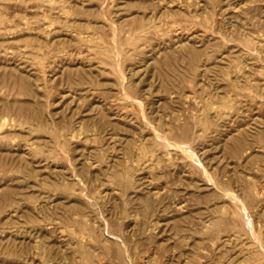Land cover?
Instances as JSON below:
<instances>
[{
    "label": "rangeland",
    "instance_id": "374dc122",
    "mask_svg": "<svg viewBox=\"0 0 264 264\" xmlns=\"http://www.w3.org/2000/svg\"><path fill=\"white\" fill-rule=\"evenodd\" d=\"M172 1L173 0H171V2L169 0H0V27H3L2 30L0 28V73L10 72L8 69L15 65L11 69H16L14 70V72L16 71V76L19 75V77L23 76L28 78L32 84L31 86L35 89L33 95L21 91H15L13 94H10L8 84L5 85V83H0V102L2 100L8 102L11 101L10 103H14V101H36L34 103H37L36 105H38L39 108L38 112L46 121L45 126H47L40 131H32L28 127L29 124L27 125L26 123H23L24 120L26 121L25 117H11V113H9L10 117H7L11 124L5 127L2 130L3 132H0L4 141V145H0V148L9 154L12 159L13 157L15 158L16 156H19L22 149L25 147H33V152L35 153L37 145L42 144L45 147L41 150H37L39 153L36 154L33 159L43 162L40 164L38 163L37 165L39 166H42V164L46 165L42 168L32 167L35 168V174L37 176L33 178L34 180L32 179L31 181L29 180L22 183L20 182L21 175H19L22 173L18 170L19 167L17 168L19 171L18 173L16 172V167L15 169H13V167H0V195L9 184L25 189V192L29 191L28 194L32 192L34 196H55L57 202L60 201L67 203L69 208L67 213H69L70 216H73L74 219H80L83 211L84 213L91 212L88 215L85 213L84 216L91 219L92 229L90 230H92V232L87 231L86 241L84 240L83 242V244L90 246L91 252L90 254H85L84 258L79 255L82 258L80 261L79 259L77 260L78 256L73 254L74 249L71 244L72 242H70L73 241V237L76 234L82 231L78 224L72 223L67 229L58 228V231H52L46 227L43 228L42 236L44 241L52 246L48 251L57 254L58 264H121V256L118 255V252L121 254L120 250L123 247L121 245L122 242V244L125 242V245L127 244L126 248H123L122 253H129L135 261L137 260L138 263L141 264H170L171 262V264H202L203 261V264H264V256L259 255L260 246H264L262 244L264 243V217H262L264 215L258 212V210L260 211L264 207V176H262L264 175V156L260 155L264 154V122H259L260 120L263 121L264 118V0H230L231 2L228 0ZM196 1L197 4H201V6H199L200 4L198 6L196 5L198 8L195 6ZM213 1L216 2L214 3ZM179 2L180 5L178 4ZM245 2V17L247 19L246 35H242L239 29H236L234 32L230 30V23H228L230 19L228 16L233 15L234 11ZM203 3L206 4L204 6L205 8L203 7ZM163 7H165V9ZM204 9L205 11H203ZM241 20L242 19L237 18L235 21L238 24L241 23ZM248 21H251V23L249 24ZM156 29L159 30L157 31ZM137 34H139V36ZM176 36H195L198 40H201L202 38L201 41L196 43V46L202 47L205 49V52L200 56L197 65L201 63L200 61L202 59H207L205 53H212L213 57L206 60V63L210 68H213L214 65H216L218 62L216 59L218 60L217 57L222 51L234 52L232 53L233 55L240 56L239 54L241 53V50L246 48V55L243 56L244 59L246 58L247 67V80L245 87L243 89L236 88V85L233 84L231 80L232 77L239 74L238 71L235 72L239 62L236 61L229 63L227 61L224 63V67L226 66L225 70L217 68V75L214 71L207 73L210 78L212 77V79H210L211 81L207 75L205 77L201 76L199 71L200 67L197 65L194 71V77L191 79L187 76L183 77L180 75L182 72L181 70L179 73L173 72L170 75V78L172 77L173 81H169V84L172 86L169 84L165 85L167 87L169 86V89L164 87L165 90H163L164 88L160 86V75L157 74L160 72V69L157 67L155 68L156 63L154 64L153 62H157L158 59L164 57V53L155 55L157 48H160L162 45V49L168 47L167 50L172 53L175 52V49H172L174 47L172 43H174V40L177 38ZM256 36L260 37L261 42L258 41V43L255 42V40H252L253 37L257 38ZM131 37L134 38L132 39ZM243 38L245 39V42ZM132 40L133 42H131ZM214 40L216 42H214ZM219 41L220 43H218ZM217 45L220 47L218 48ZM229 48L231 50H229ZM55 51H58L57 54L59 55L57 60L51 55ZM216 51L217 53H215ZM48 53L50 54V57L47 55ZM152 55H155V60L151 59L153 57ZM53 60L54 63L52 62ZM63 62L72 64L83 62L84 65H86L85 67L88 74L90 73L91 83L72 87L67 77L64 74L61 75V72L59 71ZM50 65L54 68H50ZM227 65L231 66V69ZM4 67L7 68L6 71ZM226 70L227 73L230 70L231 71L227 74L225 73ZM197 72L199 73L198 75L196 74ZM248 72H250V74L252 73L251 76ZM122 73H124L131 82L128 81L129 83L126 84L123 78L124 74ZM224 73L227 76L226 79ZM156 76H159V79ZM132 81L138 83V85L132 87ZM180 83L182 85H180ZM238 83L239 82H237V84ZM176 84H179V86ZM248 85H252L250 86L251 88L247 87ZM261 85L263 88L262 90H260ZM256 86L260 89L258 90ZM125 88L128 94L136 95L138 100L142 99L144 105H140L137 101L128 98L125 94ZM167 90H170L171 93ZM181 90L182 93L180 92ZM216 91H220V96H217ZM187 95L188 97H191L188 103L185 99ZM200 101H202L203 104ZM172 102L174 104H172ZM169 103L171 106L175 105L176 107H171ZM156 104L159 107L156 106ZM182 104L184 106L180 107ZM218 104L227 105L228 107L225 109L227 112L231 113L225 115L226 117H223L220 120L218 119L217 123L213 120L214 124H210L211 127L210 125H207L202 132V142L193 140L192 143L196 152H198L199 148L202 146H206L205 149L209 147L207 149L208 159L205 160L207 162H205V165L208 166L207 169L212 176H214L213 178H215V180H218L220 177V181L218 180V187H214L210 183L208 177L204 174L202 167L193 161V158L189 153L171 148L165 142V136L159 135L157 137L153 128L156 127L160 133H163L168 128V124L172 122L173 128L176 130L179 125L184 123L183 120L185 117L189 119L190 125L196 130L198 128L196 116L201 112L200 108H205L209 115L208 117L210 118L211 114H214V109H212V107L217 106ZM101 107L103 108L101 109ZM169 107L174 110H170ZM207 109L209 111H207ZM143 110L145 116H143ZM157 112L160 115H158ZM189 113L191 115H189ZM1 114L2 113L0 112V116ZM259 115L262 116L259 117ZM232 116L235 117V119L237 117L238 120H232L234 119ZM104 117L106 118L104 119ZM161 118L164 122L160 120ZM147 119L148 121H145ZM10 120H13V123ZM245 120V127L251 129L254 127L253 130L256 132L255 135L257 134L256 136L260 139L258 144L261 146L256 148V152L253 151L254 154L252 152V155H256L254 160L255 164L252 159H250V163L246 161L245 164L243 158L240 159L239 157H233L229 152H226L228 150L224 147V144L227 143V141H230L231 138V136H227L229 130L236 127L240 122L242 123V121L245 123ZM109 121H113L110 127L109 125H105L110 124ZM255 121H257V125L259 124V128L256 125L253 126ZM115 123L118 125L117 128H115L116 125L112 126V124ZM247 123H249V125ZM250 123H252V127ZM12 124L13 126H11ZM99 124L100 126L97 128ZM160 124L162 127L159 128V126H161ZM254 124H256V122ZM100 127H102L103 130ZM261 128L263 129V132L261 131ZM71 129H73L72 131L75 133V137H71ZM104 129L106 130V133L108 132L109 137L108 134L104 132ZM98 130L99 132L103 131L104 135H102V133L99 134ZM29 132L33 133L30 134ZM127 132L129 134H127ZM128 137L129 139H127ZM171 139L174 141L179 140L176 135L172 136ZM222 140H224V142H222ZM179 142L186 143L181 140H179ZM219 142L221 144H218ZM194 143L196 144L194 145ZM198 144H200V146ZM126 146L130 149L126 148ZM134 146L137 147L135 148ZM125 148L126 150L128 149V152L130 150L132 154L127 151L125 152ZM162 148L167 150L168 153L163 151ZM247 155L246 160L249 156ZM124 157H126L127 160ZM256 157L258 158L256 159ZM91 160L95 163L94 167L91 165ZM113 161H117V164L114 167H111L112 163H114ZM155 161L156 164L154 163ZM251 161H253L254 165ZM125 162L127 164H125ZM121 163L122 165H120ZM143 163L145 166H143ZM128 165H132V167L134 166L130 173L133 176H130V181L128 179V182L127 179L121 178L118 175L116 176L114 171L111 172V168L112 170L120 171ZM116 167L118 170H116ZM145 167L149 170L146 171ZM13 170H15V172L12 173ZM42 173L50 175L52 178L50 180L54 179L52 176L55 175V177H57L61 173L62 175L60 174L58 177L62 176V178L60 177L63 185L61 186V192L64 193L60 192L61 187H54L51 183L40 181ZM111 173H115L114 177ZM134 174L137 175L135 176ZM238 174L241 177H238ZM143 177L145 178L143 179ZM242 177L244 179H242ZM238 179L241 180L239 181ZM194 183L196 186L193 185ZM248 183L250 185H248ZM124 184L125 186H121ZM241 184L248 185H246V188L248 187V189H246L248 190V193L250 191L261 193L262 197L259 198L260 201L259 199L251 201L247 196L248 194L243 191L244 188H242L243 185ZM71 185L73 186L71 187ZM126 186L133 189L130 190ZM122 187L124 188V191L122 190ZM56 188L59 189L56 190ZM125 188H127V190ZM147 188L151 190V193L157 192L161 189L159 192L164 194L168 199H166V202L163 201L162 205H160L161 208L159 207L156 212L157 214L154 213L155 215H150V209L148 210L144 203H142V199H138L135 195V191L146 192L148 191ZM204 188L207 190L205 191ZM200 189L205 193L207 192L208 196L206 195V197H202L203 199L201 196L199 197L201 192L198 191H201ZM249 189L251 190L249 191ZM65 191H70L68 192L70 195ZM179 191H181V194ZM124 192L126 194H124ZM191 192H194L196 195L199 194L197 199L195 194ZM229 192H234L236 197L233 198L228 196L226 193ZM129 193L133 194L130 195ZM32 194L30 193L29 195ZM58 195L60 198H57ZM127 195L132 197L129 198ZM167 195H170L171 197ZM86 197L89 199L91 198L92 200H89ZM112 197H114V199H112ZM170 198L173 199L171 200ZM74 200L76 201L75 204ZM133 201H135L138 205L137 208L139 209V211L135 210V214L134 211L131 210L132 207L133 209H137L135 208L137 205ZM178 202H183L182 204H185V209L182 212L175 211L174 204ZM141 204L144 205V207H142ZM254 204H260V206L253 207ZM70 205L73 206L71 207ZM77 205H80V212H75V210L78 209ZM139 205H141L142 208ZM218 206L220 209H217L219 208ZM83 208H85V210H83ZM86 208L89 209L86 210ZM245 208L249 210V213L252 216V224H254L252 225V231H254V233L250 232L251 230L247 223ZM163 212L166 213L164 214ZM175 212H177V214ZM124 214L127 215L125 216ZM16 216L13 217V220L16 218L13 223L12 218H8L5 213H2L0 218V228L5 230L4 234L2 233V230L0 231V236L4 237L9 232L20 230V225H23L24 219L23 217L19 218L18 215ZM159 216L162 217L159 218ZM221 216H224L225 218ZM154 219L158 222L156 220L155 222L152 221ZM6 220H10L11 223L9 221L5 222ZM140 220L146 221V223L149 224H147L149 228L146 229L147 226L144 221H142L144 225H140L142 223ZM15 221L17 224H15ZM126 221L127 223H124ZM204 221L205 223H203ZM229 221L231 225H229ZM8 223L10 227L7 229L10 231H7L6 229V227L9 226ZM150 223L154 226L153 228ZM205 224L206 227L204 226ZM122 225L124 227H122ZM201 225H203V227ZM189 226L190 228H188ZM11 227L12 229L13 227H16V229L12 230ZM113 227H115V229ZM101 229L106 231L109 236L111 234L109 239L111 241L105 239ZM21 230H23L22 227ZM68 230L71 232L69 233ZM194 230L196 233H194ZM93 232L95 234H93ZM188 232L192 233V235L190 234V236ZM44 233L47 235H44ZM210 233H212V235ZM255 233L258 236L257 238ZM218 234L220 235L218 236ZM226 235H230L231 240L222 244L219 237ZM42 236H40L39 239H42ZM116 236L120 239H115ZM96 238H98L97 241ZM93 243L96 247H94ZM0 244L2 245L3 243ZM91 245L93 247H91ZM223 245H225V247ZM6 248L8 247L0 248V261L4 262V264H43V258H41L38 251L35 250L34 242H30L24 247L22 246L23 250L28 248L25 250L27 252L31 250L29 255L33 256L31 257L25 252L28 256H26L27 262L23 260L24 258L19 259L17 253H19V251L21 252L22 248L17 246V244L15 245V241L11 242L9 249ZM18 248L19 250H17ZM60 248H62L61 252H59V250H61ZM249 249H251V251H249ZM63 251L64 253H62ZM191 251L194 252V255ZM99 253L100 256H97ZM73 255L77 257H73ZM142 255L144 256L142 257ZM158 256L161 260H159ZM13 260L15 262H13ZM10 261L12 262L10 263Z\"/></svg>",
    "mask_w": 264,
    "mask_h": 264
},
{
    "label": "bare ground",
    "instance_id": "6f19581e",
    "mask_svg": "<svg viewBox=\"0 0 264 264\" xmlns=\"http://www.w3.org/2000/svg\"><path fill=\"white\" fill-rule=\"evenodd\" d=\"M160 1V0H159ZM170 2H171V0H169ZM211 1V0H210ZM228 1H230V0H228ZM172 2H174V0L172 1ZM201 2H203V1H201ZM214 2V1H213ZM216 2V1H215ZM214 2V3H215ZM224 2V1H223ZM231 2V1H230ZM229 2V3H230ZM240 2V1H239ZM242 2V1H241ZM244 2V1H243ZM160 3V2H159ZM189 3V2H188ZM228 3V4H229ZM170 4V3H169ZM172 4V3H171ZM179 5H180V2L178 3ZM200 3H198L197 4V1H196V3H195V6L197 5H199ZM204 5H203V7L206 5L205 3H203ZM254 4V3H253ZM159 5V4H158ZM178 5V6H179ZM238 5V4H237ZM240 5V4H239ZM250 5V4H249ZM252 5V4H251ZM164 6V5H163ZM196 6V7H197ZM199 6H201V4L199 5ZM209 6H211L210 4H209ZM214 6V5H213ZM225 6H227V5H225ZM234 6H236V5H234ZM176 7V6H175ZM183 7V6H182ZM221 7V6H220ZM162 8V7H161ZM164 9H165V7H163ZM198 8V7H197ZM205 8V7H204ZM211 8H212V6H211ZM218 8V7H217ZM182 9V8H181ZM185 9H186V7H185ZM207 9V8H206ZM163 10V9H162ZM211 10V9H210ZM182 11V10H181ZM193 11V10H192ZM203 11H205V9L203 10ZM216 11V10H215ZM221 11H222V9H221ZM160 12V11H159ZM194 12V11H193ZM192 12V13H193ZM188 13V12H187ZM215 13V12H214ZM219 13H220V11H219ZM161 14V13H160ZM170 14V13H169ZM228 14V13H227ZM229 15V14H228ZM159 16V15H158ZM214 16H215V14H214ZM246 2L242 5V6H240L239 8H237L236 9V11H234V13H233V15H230V16H228V18L230 19V21L228 22V23H230V30L232 31V32H234L236 29H239L240 31H241V33H242V35H246ZM156 18V17H155ZM215 18H217V17H215ZM225 18H226V16H225ZM237 18H240V19H242L241 20V23H236V19ZM227 20V19H226ZM139 21V20H138ZM224 21V20H223ZM223 21H220V22H223ZM227 22V21H226ZM248 23L250 24L251 23V21L249 22L248 21ZM216 24V23H215ZM221 25V24H220ZM248 25V24H247ZM215 26V25H214ZM227 26V25H226ZM229 26V25H228ZM249 26V25H248ZM151 27H153V26H151ZM1 28V30L3 29V27H0ZM9 28V27H8ZM11 28V27H10ZM150 28V27H149ZM154 28V27H153ZM215 28V27H214ZM147 29V28H146ZM182 29V28H181ZM218 29V28H217ZM257 29V28H256ZM0 30V31H1ZM8 30V29H7ZM7 30H5V31H7ZM141 30H143V29H141ZM157 30V29H156ZM159 30V29H158ZM157 30V31H158ZM248 30V29H247ZM138 32V31H137ZM185 32V31H184ZM183 32V33H184ZM141 33H143V32H141ZM141 33H139V34H141ZM151 33H153V32H151ZM189 33H190V31H189ZM192 33V32H191ZM231 33V32H230ZM254 33V32H253ZM3 34H5V33H3ZM132 34H133V32H132ZM139 34H137L138 36H139ZM157 34V33H156ZM175 34V33H174ZM194 34V33H193ZM192 34V35H193ZM183 35V34H182ZM211 35H212V33H211ZM211 35H210V37H211ZM229 35H231V34H229ZM146 36V35H145ZM172 36V35H171ZM175 36V35H174ZM185 36H186V34H185ZM251 36V35H250ZM137 37V36H136ZM153 37V36H152ZM177 38L174 40V43H172L173 44V46H172V44H171V46L173 47H170V48H172V49H175L174 51V53H172V52H170L169 50H167V48L166 49H162V46L158 49L157 48V51H156V54L155 55H157V54H162V53H164V57L161 59H158V61L156 62H153L154 64H155V68L157 67V68H159L160 69V72L158 71V70H156V71H158L159 73H157L158 75H160V78H161V87L162 88H164V87H166V88H168L167 86H165V85H168L169 84V81H173V78H172V80H171V78H170V75L174 72H180V70L182 71L181 73H180V75H182L183 77L184 76H187L188 78H193L194 77V71H195V69H196V65H197V62L199 61V59H200V56L205 52V49H203L202 47H197L196 46V43L197 42H199V41H201L202 40V38H201V40H198V39H196L195 38V36H193V37H190V36H187V37H182V36H176ZM203 37V36H202ZM206 37V36H205ZM209 37V36H208ZM207 37V38H208ZM257 38H255V37H253V39L252 40H255V42H258V41H260L261 39H260V37L259 36H256ZM264 37V36H263ZM132 38V37H131ZM134 38V37H133ZM132 38V39H133ZM140 38V37H139ZM143 38V37H142ZM170 38V37H169ZM172 38V37H171ZM207 38H205V39H207ZM216 38H218V37H216ZM138 39V38H137ZM148 39V38H147ZM234 39V38H233ZM232 39V40H233ZM242 39V38H241ZM244 39V38H243ZM264 39V38H263ZM262 39V40H263ZM204 40V39H203ZM209 40V39H208ZM211 40V39H210ZM235 40V39H234ZM128 41H129V39H128ZM127 41V42H128ZM143 41H144V39H143ZM169 41V40H168ZM250 41V40H249ZM131 42H133V40L131 41ZM145 42V41H144ZM209 42V41H208ZM214 42H216L215 40H214ZM228 42H229V40H228ZM244 42H245V39H244ZM261 42V41H260ZM264 42V41H263ZM212 43H213V41H212ZM218 43H220V41L218 42ZM230 43H232V42H230ZM259 43V42H258ZM127 44V43H126ZM130 44V43H129ZM169 44V43H168ZM199 44V43H198ZM203 44H204V41H203ZM215 44V43H214ZM217 44V43H216ZM243 44V43H242ZM246 44V43H245ZM210 45V44H209ZM140 46H142V45H140ZM166 46V45H165ZM218 46V45H217ZM225 46V45H224ZM134 47V46H133ZM208 47V46H207ZM212 47H214V46H212ZM220 46H218V48H219ZM234 47V46H233ZM224 48V47H223ZM227 48V47H226ZM242 48H243V46H242ZM261 48V47H260ZM259 48V49H260ZM264 48V47H263ZM136 49V48H135ZM228 49V48H227ZM226 49V50H227ZM262 49V48H261ZM260 49V50H261ZM133 50V49H132ZM162 50V51H161ZM229 50H231L230 48H229ZM233 50V49H232ZM244 50V51H243ZM264 50V49H263ZM214 51V50H213ZM246 48H243L242 50H241V53L239 54L240 56H236L235 54L233 55L232 53H234V52H230V51H222L221 52V54L217 57L218 58V60L216 59V61H218L217 63H216V65H214V67L213 68H210V66L206 63V60L207 59H210V58H212L213 57V55H212V53L211 54H206L205 53V55H207L206 56V58L207 59H202L200 62V64H198L197 66H199L200 67V74H201V76H203V77H205L206 75H207V77H209L208 76V72H211V71H214L215 72V74L217 75L218 74V72H217V68H220V69H226V66L224 67V63H226L227 61L229 62V63H232V62H239L238 64H237V70L235 71V72H239V74L238 75H236V76H234V77H232L231 78V80H232V83L233 84H235L236 85V88L238 87L239 89H243L244 87H245V83H246V58L244 59V57L243 56H245L246 55ZM57 52L58 51H55V52H53L51 55H53L54 56V59L55 60H57L58 58H59V55L57 54ZM135 52H137V51H135ZM138 52H139V50H138ZM218 52H219V49H218ZM214 53V52H213ZM215 53H217V51L215 52ZM214 53V54H215ZM47 55H49V57H50V54L48 53ZM151 55V54H150ZM155 55H152L153 57L151 58V59H154L155 60ZM62 56V55H61ZM157 57V56H156ZM204 57V56H203ZM63 58V57H62ZM202 58V57H201ZM61 59V58H60ZM59 59V60H60ZM79 61H81V60H79ZM149 61V60H148ZM211 61V60H210ZM53 63H54V60L52 61ZM65 62V61H64ZM62 63V65L60 66V68H59V71L61 72V75L62 74H64L66 77H67V79L70 81V83H71V86L72 87H75V86H83V85H85V84H87V83H91V76H90V73L88 74V72H87V69H86V65H84V63L83 62H77V63H75V64H72V63ZM150 62V61H149ZM210 63V62H209ZM252 63V62H251ZM14 64V63H13ZM152 64V63H151ZM234 64V63H233ZM248 64V63H247ZM254 64H256V63H254ZM149 65V64H148ZM1 66V65H0ZM4 66V65H3ZM15 66V65H14ZM14 66H12V67H14ZM76 66V67H75ZM154 66V65H153ZM228 66V65H227ZM249 66V65H248ZM251 66V65H250ZM253 66V65H252ZM7 67V66H6ZM11 67V68H12ZM50 68H52L51 67V65L49 66ZM212 67V66H211ZM229 68L231 67V66H228ZM3 68V67H2ZM5 68V67H4ZM8 69V70H10V72L8 71V72H5V73H0V83H5V85H7L8 84V88H9V93L10 94H13L15 91L17 92H25L26 94H30V95H33L34 94V92H35V89L31 86L32 84H31V82H30V80L28 79V78H26V77H23V76H21V77H19V75L18 76H16V71L14 72V70H16L15 68H14V70L13 69ZM54 68V67H53ZM181 68V69H180ZM251 68V67H250ZM231 69V68H230ZM7 70V68H5V71ZM89 70V69H88ZM91 70V69H90ZM19 71V70H18ZM231 71V70H230ZM229 71V72H230ZM248 71H250V70H248ZM224 72V71H223ZM222 72V73H223ZM229 72L227 73V70L225 71V73H227V74H229ZM28 73H29V71H28ZM225 73H224V75H225ZM249 74H250V72H248ZM18 74V73H17ZM33 74V73H32ZM122 74H124V73H122ZM197 75L199 74L198 72L196 73ZM249 74H248V76H249ZM252 74V73H251ZM251 74H250V76H251ZM31 75V74H30ZM55 75V74H54ZM132 75V74H131ZM31 77H32V75H31ZM157 78L159 77V76H156ZM226 75H225V79H226ZM34 78V77H33ZM123 78H124V82H126V84L127 83H129V82H131V81H129V79L127 78V76H125V74L123 75ZM188 78H187V80H188ZM215 78V77H214ZM35 79V78H34ZM159 79V78H158ZM203 79V78H202ZM210 79H212V77L210 78L209 77V80ZM224 79V78H223ZM132 80V79H131ZM33 81V80H32ZM129 81V82H128ZM160 81V80H159ZM180 81H181V79H180ZM194 81H195V78H194ZM193 81V82H194ZM201 81H203V80H201ZM211 81V80H210ZM212 81H214V80H212ZM224 81H226V80H224ZM256 81V80H255ZM154 82V81H153ZM158 82V81H157ZM192 82V83H193ZM204 82V81H203ZM237 82H239L238 84H237ZM253 82H254V79H253ZM263 82V81H262ZM175 83V82H174ZM195 83V82H194ZM228 83V82H227ZM125 84V85H126ZM252 84V83H251ZM260 84V83H259ZM92 85V84H91ZM134 85H138V83H134L133 81H132V87H135ZM169 85H171V84H169ZM177 86H179V84H176ZM180 85H182L181 83H180ZM183 85H184V83H183ZM185 85H186V83H185ZM210 85H212V84H210ZM39 86V85H38ZM172 86V85H171ZM225 86V85H224ZM250 86H252V85H250ZM249 85L247 86V87H250ZM254 86V85H253ZM264 86V85H263ZM126 87V86H125ZM257 87V86H256ZM160 88V87H159ZM173 88V87H172ZM175 88H176V86H175ZM181 88H183V87H181ZM235 88V87H234ZM251 88V87H250ZM253 88V87H252ZM258 88V87H257ZM169 89V88H168ZM215 89H216V87H215ZM220 89V88H219ZM228 89V88H227ZM260 88H258V90H259ZM263 88H262V85H261V89L260 90H262ZM8 90V89H7ZM158 90H160V89H158ZM163 90H165V88L163 89ZM222 90V89H221ZM167 91H169V93H171V91L170 90H167ZM224 91H225V89H224ZM181 93H182V90L180 91ZM185 92V91H184ZM183 92V93H184ZM217 92V91H216ZM254 92H255V90H254ZM261 92H263V91H261ZM151 93V92H150ZM164 93V92H163ZM186 93V92H185ZM215 93V92H214ZM214 93H213V95H214ZM226 93V92H225ZM229 93H231V92H229ZM37 94V93H36ZM35 94V95H36ZM125 94H126V96L128 97V98H130L131 100H134V101H137L138 102V104H140V105H144V101L141 99V100H138L137 98H136V95H130V94H128L127 93V91H126V88H125ZM137 94H138V92H137ZM157 94V93H156ZM168 94V93H167ZM178 94V93H177ZM187 94V93H186ZM217 96H220V91H218L217 93ZM151 95V94H150ZM172 95V94H171ZM181 95H183V94H181ZM227 95V94H226ZM246 95V94H245ZM147 96V95H146ZM180 96V95H179ZM216 96V95H215ZM143 97V96H142ZM159 97V96H158ZM182 97V96H181ZM201 97V96H200ZM252 97V96H251ZM164 98V97H163ZM168 98H169V96H168ZM179 98V97H178ZM190 98L191 97H188V95L186 96V102L188 103V101L190 100ZM159 99H160V97H159ZM175 99V98H174ZM197 99H199V98H197ZM204 99V98H203ZM210 99V98H209ZM201 100V99H200ZM258 100V99H257ZM165 101V100H164ZM174 101V100H173ZM182 101V100H181ZM11 102V101H10ZM10 102H8V101H5V100H2L0 103H1V106H0V112L2 113L1 114V116H0V132L5 128V127H7V126H9L11 123H9V120H8V117L7 116H9L10 117V115H9V113H11V117H25L26 118V121L24 122L23 121V123H26L27 125L29 124V129L30 130H32V131H40V130H42L43 128H45V127H47V126H45V123H46V121L43 119V117L41 116V114L38 112V105H36L34 102H36V101H34V100H32V101H24V102H17V101H14V103H10ZM202 104H203V102L202 101H200ZM210 102V101H209ZM237 102H238V100H237ZM103 103H104V101H103ZM168 103V102H167ZM171 103V102H170ZM170 103H169V105H170ZM177 103H178V101H177ZM184 103H185V100H184ZM215 103V102H214ZM222 103V102H221ZM235 103H236V101H235ZM259 103V102H258ZM102 104V103H101ZM147 104V103H146ZM163 104H164V102H163ZM166 104V103H165ZM172 104H174L173 102H172ZM217 104V103H216ZM180 105V104H179ZM185 105H186V103H185ZM211 105H212V103H211ZM210 105V106H211ZM101 106V105H100ZM156 106H158L157 104H156ZM171 106V105H170ZM184 105L182 104V106H180V107H183ZM207 106V105H206ZM159 107V106H158ZM167 107H168V104H167ZM171 107H176L175 105L174 106H171ZM212 107V106H211ZM226 107H228L227 105H224V104H218L217 106H213L212 107V109H214V114L212 115L211 114V117L209 118L208 116V114H207V112H206V109L205 108H200L201 109V112L199 113V114H197V116H196V122H198V124H197V126H198V128L195 130V129H193L192 128V126L190 125V122H189V119L188 118H185L184 117V120H183V124H181V125H179L178 127H177V129L175 130V128H173V124H172V122L171 123H169L168 124V128L163 132V133H160L157 129H156V127L155 128H153L154 129V131H155V135L158 137L159 135H163V136H165V142L171 147V148H173L174 150H180V151H184V152H187V153H189L191 156H192V158H193V161H195L200 167H202V170H203V172H204V174L208 177V179H209V181H210V183L212 184V186H214V187H218V180L220 181V177L218 178V180H215V178H213L214 176H212V174L209 172V170L207 169L208 168V166H206L205 165V160L206 159H208V148L207 149H205L206 148V146L205 147H203L202 145V147H198L199 148V150H198V152H196L194 149H195V147H193L192 146V143H193V140L195 141H201V136H202V132L205 130V127L207 126V125H210V124H212L213 123V120H215L216 121V123L218 122V119L220 120L221 118H223V117H226L225 115H229L231 112H227L226 111ZM103 107H101V109H102ZM143 108H144V106H143ZM170 108V107H169ZM178 108V107H177ZM176 108V109H177ZM231 108V107H230ZM150 109V108H149ZM171 109H173V108H170V110ZM178 109H180V108H178ZM182 109V108H181ZM184 109V108H183ZM157 110V109H156ZM174 110V109H173ZM238 110V109H237ZM100 111V110H99ZM147 111V110H146ZM177 111V110H176ZM207 111H209L208 109H207ZM144 112V110L142 111V113ZM151 112V111H150ZM154 112V111H153ZM174 112V111H173ZM178 112V111H177ZM103 113V112H102ZM116 113V112H115ZM114 113V114H115ZM121 113V112H120ZM119 113V114H120ZM147 113V112H146ZM158 113V112H157ZM184 113H186V112H184ZM131 114V113H130ZM151 114V113H150ZM153 114V113H152ZM187 114V113H186ZM102 115V114H101ZM106 115V114H105ZM104 115V116H105ZM157 115V114H156ZM158 115H160L159 113H158ZM189 115H191L190 113H189ZM188 115V116H189ZM192 115H193V113H192ZM99 116V115H98ZM108 116H110V115H108ZM131 116V115H130ZM143 116H145V112L143 113ZM147 116H148V114H147ZM262 116V115H261ZM260 115H259V117H261ZM160 117V116H159ZM171 117V116H170ZM233 117V116H232ZM264 117V116H263ZM24 118V119H25ZM98 118V117H97ZM100 118V117H99ZM101 118H102V116H101ZM106 117H104V119H105ZM190 118H191V116H190ZM234 119H232V120H238V118L236 117V119H235V117H233ZM240 118V117H239ZM242 118V117H241ZM11 119V118H10ZM103 119V118H102ZM114 119V118H113ZM149 119H150V117H149ZM177 119V118H176ZM194 119V118H193ZM231 119V118H230ZM97 120H99V119H97ZM107 120V119H106ZM116 120V119H115ZM114 120V121H115ZM124 120V119H123ZM154 120V119H153ZM160 120H162L163 121V119L161 118ZM166 120H167V118H166ZM166 120H165V122H166ZM253 120H256V119H253ZM260 120V119H259ZM11 121V120H10ZM13 121V120H12ZM11 121V122H12ZM145 121H148V119L147 120H145ZM162 121H161V123H162ZM178 121V120H177ZM191 121H192V119H191ZM231 121V120H230ZM243 121H244V119H243ZM243 121H242V123L240 122V124H238L236 127H234L233 129H230L229 130V132H228V134H227V136H231V138H230V141H227V143H225L224 145V147H225V149L226 150H228V151H226V152H229L230 153V155H232L233 157H239L240 159H244V162H245V164H246V161L247 162H249L250 163V159H252L253 161L255 160V156L256 155H252V152L253 151H255L256 152V148L258 147V146H261L260 144H258V142H260V139H258V137L255 135V133L256 132H254V127H253V129H251V128H246L245 127V125H246V120H245V123H243ZM107 122V121H106ZM110 122V121H109ZM113 121H111L110 122V124H105V125H109V127L111 126V123H112ZM150 122H153V121H150ZM164 122V121H163ZM174 122V121H173ZM179 122H181V121H179ZM256 122V124H254ZM254 123H253V126L254 125H256L257 127H258V125H257V121H255ZM259 122H264V118H263V121H259ZM258 122V123H259ZM13 123V122H12ZM18 123H19V120H18ZM102 123V122H101ZM105 123V122H104ZM229 123V122H228ZM236 123V122H235ZM103 124V123H102ZM150 124H152V123H150ZM165 124V123H164ZM164 124H163V126H164ZM180 124V123H179ZM214 124V123H213ZM248 125H249V123H247ZM251 124V127H252V123H250ZM15 125V124H14ZM104 125V124H103ZM103 125H101V126H103ZM115 126L116 125V127L115 128H117L118 127V125L115 123V124H112V126ZM161 125V124H160ZM166 125H167V122H166ZM219 125V124H218ZM225 125H226V123H225ZM229 125V124H228ZM11 126H13V124L11 125ZM100 126V124L97 126V128ZM143 126V125H142ZM213 126V125H212ZM223 126V125H222ZM104 127V126H103ZM108 127V126H107ZM160 127H162V125L161 126H159V128ZM210 127H211V125H210ZM261 127H262V125H261ZM101 129H102V127H100ZM259 128V127H258ZM106 129V128H105ZM104 129V132L106 131ZM143 129H144V127H143ZM262 129V128H261ZM73 129H71V131H72ZM103 130V129H102ZM5 131V130H4ZM69 131H70V128H69ZM130 132H132L131 130H129ZM128 131V132H129ZM163 131V130H162ZM211 131V130H210ZM257 131V130H256ZM262 132H263V129L261 130ZM3 132V131H2ZM9 132V131H8ZM98 132H99V130H98ZM110 132V131H109ZM127 132V134H129ZM222 132H224V131H222ZM30 133V132H29ZM33 133V132H32ZM32 133H30V134H32ZM102 133V135H104L103 134V131H100L99 132V134H101ZM106 133V132H105ZM113 133V132H112ZM209 133V132H208ZM217 133V132H216ZM225 133V132H224ZM224 133H222V134H224ZM260 133V132H259ZM4 134V133H3ZM98 134V133H97ZM106 134H108V132L106 133ZM114 134V133H113ZM215 134V133H214ZM70 135H71V137H75L76 135H75V133L72 131V133L70 132ZM153 135H154V133H153ZM152 135V136H153ZM174 135H176L177 136V138L179 139V140H181V141H183V142H186V143H180L179 142V140H177V141H174V140H172L171 139V137L172 136H174ZM210 135V134H209ZM221 135V134H220ZM128 136V135H127ZM130 136H131V134H130ZM145 136V135H144ZM218 136V135H217ZM223 136V135H222ZM226 136V137H227ZM108 137H109V134H108ZM125 137V136H124ZM132 137V136H131ZM140 137V136H139ZM203 137V136H202ZM208 137H210V136H208ZM225 137V138H226ZM104 138H105V136H104ZM141 138V137H140ZM146 138V137H145ZM153 138V137H152ZM223 138V137H222ZM111 139V138H110ZM127 139H129V137L127 138ZM143 139V138H142ZM156 139V138H155ZM224 139V138H223ZM203 140H204V138H203ZM145 141V140H144ZM7 142V141H6ZM110 142V141H109ZM118 142V141H117ZM116 142V143H117ZM123 142V141H122ZM202 142V141H201ZM206 142V141H205ZM222 142H224V140H222ZM37 143V142H36ZM138 143V142H137ZM135 144V143H134ZM133 144V145H134ZM196 143H194V145H195ZM205 144V143H204ZM212 144V143H211ZM215 144V143H214ZM218 144H221L220 142L218 143ZM0 145H4V141H3V136H2V134H0ZM34 145V144H33ZM137 145V144H136ZM199 146H200V144H198ZM197 145V146H198ZM9 146V145H8ZM218 146V145H217ZM216 146V147H217ZM6 147V146H5ZM45 146L44 145H42V144H39V145H37V148H36V152L34 153L33 152V150H34V148L33 147H25V148H23L22 149V152H21V154H19V152H18V154H19V156H16L14 159L12 158H10V156H9V154H7L5 151H3L1 148H0V167H13V169H15V167H16V172L18 173L19 171L22 173V174H19V175H21V177H20V182L22 183V182H25V181H31L35 176H37L36 174H35V168H32V167H45V165L44 164H42V166H39V165H37L38 163L40 164V163H43L42 161H36V160H34L33 159V157L34 156H36V154H38L39 153V151H37V150H41V149H43ZM135 147V146H134ZM137 147V146H136ZM135 147V148H136ZM139 147V146H138ZM8 148V147H7ZM126 148H128V149H130L129 147H127L126 146ZM126 148H125V152L128 150H126ZM133 148V147H132ZM142 148V147H141ZM144 148V147H143ZM263 148V147H262ZM139 149V148H138ZM160 149H161V147H160ZM214 149V148H213ZM215 149H217V148H215ZM219 149V148H218ZM224 149V148H223ZM252 149H254V150H252ZM135 150V149H134ZM133 150V151H134ZM162 150L163 151H165L166 153H168V151L167 150H164V148H162ZM9 151V150H8ZM93 151V150H92ZM221 151V150H220ZM219 151V152H220ZM259 151H260V149H259ZM128 152V151H127ZM158 152V151H157ZM170 152V151H169ZM128 153H130V154H132V152H130V150H129V152ZM163 153V152H162ZM161 153V154H162ZM262 153V152H261ZM12 154V153H11ZM133 154H134V152H133ZM249 156H248V155ZM253 154H254V152H253ZM255 154H260V153H255ZM129 155V154H128ZM163 155V154H162ZM169 155V154H168ZM229 155V154H228ZM246 155L248 156V158H247V160H246ZM252 155V156H251ZM260 155H263L264 156V154H260ZM14 156V155H13ZM122 156V155H121ZM137 156V155H136ZM254 156V157H253ZM157 157H158V155H157ZM211 157V156H210ZM231 157V156H230ZM254 159H253V158ZM124 158H126V157H124ZM142 158H143V156H142ZM156 158V157H155ZM258 157H256V159H257ZM134 159V158H133ZM132 159V160H133ZM160 159V158H159ZM213 159V158H212ZM114 160V159H113ZM124 160V159H123ZM126 160H127V158H126ZM130 160H131V157H130ZM129 160V161H130ZM165 160V159H164ZM167 160V159H166ZM237 160V159H236ZM92 161V160H91ZM121 161V160H120ZM209 161V160H208ZM253 161H251V163L253 164ZM114 162V161H113ZM122 162V161H121ZM127 162V161H126ZM125 162V164H127ZM157 162H158V160H157ZM86 163V162H85ZM118 163H120V162H118ZM139 163V162H138ZM147 163V162H146ZM155 164H156V161L154 162ZM153 163V164H154ZM160 163V162H159ZM158 163V164H159ZM207 163V162H206ZM240 163V162H239ZM36 164V165H35ZM87 164V163H86ZM90 164V163H89ZM111 164V163H110ZM117 164V161H115L114 163H112V165H111V167H114L115 165ZM144 164V163H143ZM251 164V165H252ZM254 164H255V161H254ZM253 164V165H254ZM91 165L94 167L95 166V163H94V161H92L91 162ZM120 165H122V163L120 164ZM124 165V164H123ZM237 165V164H236ZM143 166H145V164L143 165ZM142 166V167H143ZM255 166H257V165H255ZM254 166V167H255ZM260 166V165H259ZM19 167V171L17 170V168ZM134 167V166H133ZM132 165L131 166H126V167H124L122 170H120V171H115V170H112V168H111V172L112 171H114L115 173H116V176L118 175L119 177H121V178H124V179H127V182H128V179L130 178V176H133V175H131L130 173H131V171H132ZM148 167V166H147ZM117 168V167H116ZM146 168V167H145ZM144 168V169H145ZM149 168V167H148ZM256 168V167H255ZM12 169V168H11ZM139 169V168H138ZM141 169V168H140ZM151 169V168H150ZM257 169V168H256ZM116 170H118V168L116 169ZM142 170V169H141ZM149 170V169H148ZM147 170V168H146V171H148ZM11 171V170H10ZM139 171V170H138ZM13 172H15V170H13L12 171V173ZM183 172V171H182ZM114 173V174H115ZM223 173V172H222ZM221 173V174H222ZM61 174V173H60ZM59 174V175H60ZM112 174V173H111ZM114 174H112L113 175V177H114ZM176 174H180V173H176ZM182 174V173H181ZM185 174V173H184ZM224 174H225V171H224ZM261 174V173H260ZM58 175V176H59ZM62 175V174H61ZM135 176L137 175V174H134ZM227 175V174H226ZM239 175V174H238ZM57 176V175H56ZM55 177V175L54 176H52V177H54V179L53 180H50V179H52L51 178V176L50 175H45V174H41V179H40V181H43L44 183H51V185L52 186H54V187H61V186H63L62 185V183H61V178H62V176H60V177ZM134 176V177H135ZM140 176V175H139ZM139 176H137V177H139ZM146 176V175H145ZM243 176V175H242ZM262 176H264V175H262ZM64 177V176H63ZM238 177H241L240 175L238 176ZM67 178V177H66ZM141 178V177H140ZM139 178V179H140ZM145 177H143V179H144ZM152 178V177H151ZM225 178V177H224ZM123 179V180H124ZM135 179V178H134ZM148 179V178H147ZM154 179V178H153ZM242 179H244L243 177H242ZM34 180V179H33ZM119 180V179H118ZM121 180V179H120ZM142 180V179H141ZM151 180V179H150ZM225 180V179H224ZM239 181L241 180V179H238ZM245 180H246V177H245ZM122 181V180H121ZM125 181V180H124ZM129 181H130V179H129ZM135 181H136V179H135ZM135 181H134V183H135ZM137 181H138V179H137ZM140 181V180H139ZM244 181V180H243ZM126 182V181H125ZM131 182H133V181H131ZM141 182H144V181H141ZM242 182V181H241ZM244 182H246V181H244ZM33 183V182H32ZM36 183V182H35ZM65 183V182H64ZM139 183V182H138ZM120 184V183H119ZM192 184V183H191ZM35 185V184H34ZM47 185V184H46ZM69 185H70V183H69ZM135 185H136V183H135ZM141 185V184H140ZM139 185V186H140ZM142 185H143V183H142ZM193 185H195V183L193 184ZM208 185V184H207ZM210 185V184H209ZM241 185H243L242 186V188H244L243 189V191H245L248 195V198L251 200V201H255V200H257V199H259V198H261L262 197V194L261 193H257V192H252V191H250L251 189H249V193L247 192L248 190H246V189H248V187L246 188V185H244V184H241ZM248 185H250L249 183H248ZM247 185V186H248ZM21 186V185H20ZM33 186V185H32ZM73 185H71V187H72ZM121 186H125V184L124 185H121ZM121 186H120V188H121ZM146 186V185H145ZM148 186V185H147ZM150 186V185H149ZM196 186V185H195ZM23 187V186H22ZM67 187H69V186H67ZM127 187V186H126ZM129 187V186H128ZM127 187V188H128ZM131 187V186H130ZM134 187V186H133ZM141 187V186H140ZM202 187V186H201ZM209 187V186H208ZM41 188H42V186H41ZM119 188V189H120ZM127 188H125L126 190H127ZM196 188V187H195ZM210 188V187H209ZM250 188V187H249ZM49 189H50V187H49ZM55 189V188H54ZM59 189V188H58ZM57 188H56V190H58ZM61 189H62V187L60 188V192H61ZM128 189H130V188H128ZM133 189V188H132ZM132 189H130V190H132ZM136 189H137V187H136ZM157 189V188H156ZM197 189V188H196ZM205 189V188H204ZM25 189H22V188H19V187H17V186H13V185H9L8 184V186L4 189V191L2 192V194L0 195V218H1V215H2V213L4 214H6V217H8V218H12V220H13V217L14 216H16V215H18V217L20 218H22L23 217V225L21 226L20 225V230L19 231H13V232H9L8 234H7V232H6V234L7 235H5L4 237L3 236H0V243H3L2 245L0 244V248L1 247H8V248H6V249H9V245L11 244V242L12 241H15V245L17 244V246H20V248H22V246L24 247V246H26L28 243H30V242H34V245H35V250H37L38 251V253L41 255V258H43V264H58V262H57V254L56 253H54V252H50V251H48V249L49 248H52V246L50 245V244H48L46 241H44V238H43V236H42V231H43V228H47V229H50V230H52V231H56L58 228H66L67 229V227L68 226H71L72 225V223H76V224H78L79 226H80V228L82 229V231L80 232V233H78V234H76L74 237H73V241H70V242H72L71 244H72V246H73V249H74V253L73 254H75V255H77V256H75V255H73V257L75 256V257H77V260L79 259V261L82 259L80 256H82L83 258H84V256H85V254H90V252H91V248H90V246H87V245H85V244H83V242H84V240L86 241V235H87V231H90V232H92V230H90V229H92V224H91V219H88V218H86L84 215H85V213H87V212H85L84 213V211L82 212V214H81V218L79 219V218H77V219H74V217L73 216H70L69 215V213H67V211L69 210V208H68V205H67V203L66 202H57V200H56V198H55V196L53 197V195H47V196H41V195H35L34 196V194H32V192H30L32 195H29L28 194V187H27V191L28 192H25L24 191ZM111 190V189H110ZM122 190L124 191V188L122 187ZM142 190V189H141ZM145 190V189H144ZM147 190L148 191H146V192H139V191H135V195L138 197V199L140 198V199H142V203H144V205L147 207V209L149 210L150 209V215H152V214H154V213H156L157 212V210H158V208L160 207V205H162V203H163V201H167L168 199L165 197V195L164 194H162L161 192H159V191H157V192H153V193H151V190L150 189H148L147 188ZM154 190V189H153ZM164 190V189H163ZM201 191H198V192H204V191H202V189H200ZM207 189H205V191H206ZM209 190V189H208ZM52 191H54V190H52ZM98 191V190H97ZM104 191V190H103ZM183 191V190H182ZM65 192H67V191H65ZM68 192H70V191H68ZM67 192V193H68ZM76 192V191H75ZM127 192V191H126ZM175 192H176V190H175ZM178 192V191H177ZM180 192V194H181V191H179ZM195 192V191H194ZM194 192H191V193H194ZM34 193V192H33ZM48 193H49V191H48ZM61 193H64V192H61ZM60 193V194H61ZM105 193V192H104ZM117 193H118V191H117ZM116 193V194H117ZM122 193V192H121ZM188 193V192H187ZM190 193V192H189ZM200 193V195H199V197L201 196V198L203 197H206V195L208 196V194H207V192L205 193H202L201 194ZM43 194V193H42ZM45 194V193H44ZM52 194V193H51ZM54 194V193H53ZM69 194V193H68ZM120 194V193H119ZM124 194H126L125 192H124ZM130 195H132L131 193H129ZM195 194V193H194ZM228 196H230V197H236V195L234 194V192H229V193H226ZM70 195V194H69ZM81 195V194H80ZM99 195V194H98ZM122 195H123V193H122ZM130 195H127V197L129 196V198H131L130 197ZM170 195H171V193H170ZM170 195H167V196H170ZM184 195V194H183ZM190 195V194H189ZM198 195H196L195 194V196H196V199H197V197H198ZM64 196V195H63ZM72 196V195H71ZM74 196H75V194H74ZM110 196V195H109ZM177 196V195H176ZM185 196V195H184ZM247 196H245V197H247ZM97 197V196H96ZM171 197V196H170ZM194 197V196H193ZM57 198H60L59 197V195L57 196ZM63 198V197H62ZM87 198V197H86ZM99 198V197H98ZM109 198V197H108ZM125 198V197H124ZM202 198V199H203ZM32 199H34V200H32ZM87 199H89V198H87ZM97 199V198H96ZM100 199V198H99ZM112 199H114V197H112ZM117 199V198H116ZM135 199V198H134ZM167 199V200H166ZM171 199V198H170ZM173 199V198H172ZM171 199V200H172ZM207 199V198H206ZM62 200V199H61ZM85 200V199H84ZM89 200H92L91 198L89 199ZM104 200V199H103ZM103 200H102V202H103ZM175 200V199H174ZM173 200V201H174ZM183 200V199H182ZM86 201H88V200H86ZM118 201V200H117ZM259 201H260V199H259ZM75 200H74V204H75ZM85 202V201H84ZM108 202V201H107ZM134 203H135V201H133ZM218 202V201H217ZM104 203V202H103ZM138 203V202H137ZM183 203V202H182ZM181 202H178V203H173L175 206V211H177V212H182L184 209H185V204H182ZM215 203H216V201H215ZM214 203V204H215ZM69 204V203H68ZM73 204V205H74ZM87 204V203H86ZM85 204V205H86ZM136 204V203H135ZM140 204V203H139ZM170 204V203H169ZM217 204H219V203H217ZM72 205V206H73ZM102 205V204H101ZM113 205V204H112ZM129 205V204H128ZM131 205V204H130ZM137 205V204H136ZM142 205V204H141ZM141 205H139L140 207H141ZM144 205H142V207H144ZM168 205V204H167ZM166 205V206H167ZM71 206V205H70ZM71 206V207H72ZM78 206V209L77 210H75V212H77V211H79V206L80 205H77ZM84 206V205H83ZM88 206V205H87ZM132 206V205H131ZM134 206V205H133ZM257 206H260V204H257V205H255L254 204V206L253 207H257ZM100 207V206H99ZM135 207V206H134ZM138 207V205L135 207V208H137ZM141 207V208H142ZM215 207V206H214ZM219 207V206H218ZM262 207V206H261ZM101 208V207H100ZM161 208V207H160ZM188 208V207H187ZM208 208V207H207ZM210 208V207H209ZM223 208V207H222ZM76 209V208H75ZM87 209H89V208H86V210ZM91 209V208H90ZM111 209V208H110ZM131 209V208H130ZM212 209V208H211ZM216 209V208H215ZM217 209H220V207L219 208H217ZM246 209V208H245ZM252 209V208H251ZM258 209V208H257ZM83 210H85V208H83ZM96 210V209H95ZM131 210H133L134 211V214H135V210H138L139 211V209L137 208V209H133V207H132V209ZM165 210V209H164ZM208 210V209H207ZM247 210L248 209H246L245 211H246V215H247V223H248V225L250 226V232H252V233H254V231H252V225H254V224H252L253 222H252V216H251V214L249 213V210H248V212H247ZM90 211H93V210H90ZM110 211V210H109ZM123 211V210H122ZM125 211H126V209H125ZM130 211V210H129ZM163 211V210H162ZM186 211V210H185ZM212 211H213V209H212ZM80 212V211H79ZM127 212V211H126ZM159 212V211H158ZM167 212V211H166ZM166 212H163L164 214L166 213ZM177 212H175L176 214H177ZM256 212V211H255ZM258 212L260 213V214H262V215H264V207L262 208V210H258ZM71 213V212H70ZM89 213H91V212H89ZM89 213H87L86 215H88ZM94 213V212H93ZM98 213V212H97ZM106 213V212H105ZM119 213V212H118ZM128 213H130V212H128ZM162 213V214H163ZM109 214V213H108ZM133 214V213H132ZM157 214V213H156ZM179 214V213H178ZM73 215V214H72ZM125 216L127 215V214H124ZM123 215V216H124ZM131 215V214H130ZM148 215V214H147ZM155 215V214H154ZM160 215V214H159ZM256 215H257V213H256ZM80 216V215H79ZM104 216V215H103ZM108 216V215H107ZM115 216V215H114ZM132 216V215H131ZM182 216V215H181ZM5 217V216H4ZM17 217V216H16ZM150 217V216H149ZM158 217V216H157ZM160 217H162V216H159V218ZM184 217V216H183ZM221 217H224V216H221ZM261 217V216H260ZM262 217H264V216H262ZM93 218V217H92ZM127 218V217H126ZM125 218V219H126ZM152 218V217H151ZM150 218V219H151ZM225 218V217H224ZM5 219V218H4ZM16 219V218H15ZM14 219V220H15ZM103 219V218H102ZM101 219V220H102ZM124 219V220H125ZM134 219V218H133ZM141 219V218H140ZM143 219H144V217H143ZM146 219H147V217H146ZM157 219V218H156ZM156 219H154V220H152V221H154L155 222V220ZM227 219V218H226ZM1 220V219H0ZM14 220H13V223H14ZM123 220V221H124ZM149 220V219H148ZM9 222H10V220H8ZM7 220L5 221V222H8ZM22 221V220H21ZM131 221V220H130ZM142 221H144V220H142ZM141 220H140V222H142ZM151 221V222H152ZM157 221V220H156ZM160 221V220H159ZM206 221V220H205ZM205 221L203 222V223H205ZM1 222V221H0ZM3 222H4V220H3ZM93 222H94V220H93ZM92 222V223H93ZM102 222V221H101ZM145 223H146V221H144ZM150 222V221H149ZM158 222V221H157ZM255 222V221H254ZM11 223V222H10ZM124 223H127V221L126 222H124ZM131 223V222H130ZM143 223V222H142ZM140 224V225H144V223L143 224ZM207 223V222H206ZM15 224H17V222L15 221ZM14 224V225H15ZM21 224V223H20ZM98 224H99V222H98ZM133 224V223H132ZM136 224V223H135ZM147 224L148 223H146V226H147ZM159 224H160V222H159ZM235 224V223H234ZM8 225H9V223H8ZM124 225V224H123ZM122 225V227H124ZM149 225V224H148ZM150 225H151V223H150ZM228 225V224H227ZM229 225H231L230 224V221H229ZM228 225V226H229ZM236 225V224H235ZM256 225V224H255ZM263 225V224H262ZM0 226H1V224H0ZM4 226H6V225H4ZM17 226V225H16ZM152 226V228L154 227L153 225H151ZM195 226V225H194ZM202 227H203V225H201ZM205 227H206V224L204 225ZM232 226H233V224H232ZM8 227H10V225L9 226H7L6 227V229L8 228ZM21 227L23 228V230H21ZM264 227V226H263ZM4 228V227H3ZM71 228V227H70ZM80 228H78V229H80ZM114 229H115V227H113ZM119 228V227H118ZM146 228V227H145ZM149 227L147 226V228L146 229H148ZM156 228V227H155ZM179 228V227H178ZM188 228H190V226L188 227ZM191 228H193V227H191ZM197 228V227H196ZM195 228V229H196ZM234 228V227H233ZM246 228V227H245ZM256 228V227H255ZM254 228V229H255ZM11 229H12V227H11ZM14 229H16V227H13V229L12 230H14ZM19 229V228H18ZM113 229V230H114ZM117 229V228H116ZM142 229V228H141ZM2 230V233L4 234V230L5 229H1L0 228V231ZM71 230V229H70ZM70 230H68L69 231V233L71 232ZM145 230V229H144ZM198 230H199V228H198ZM7 231H10V230H8L7 229ZM58 231V230H57ZM101 231H102V233H103V236L105 237V239L106 240H108V241H111V240H109L110 239V236H111V234H110V236L106 233V231H103V229H101ZM124 231V230H123ZM153 231V230H152ZM195 231V230H194ZM51 232V231H50ZM64 232V231H63ZM114 232V231H113ZM122 232V231H121ZM120 232V233H121ZM142 232H143V230H142ZM144 232H146V231H144ZM148 232V231H147ZM256 232V231H255ZM60 233V232H59ZM73 233V232H72ZM115 233V232H114ZM122 233H124V232H122ZM194 233H196V231L194 232ZM193 233V234H194ZM216 233V232H215ZM249 233V232H248ZM3 234H1V235H3ZM75 234V233H74ZM93 234H95L94 232H93ZM188 234L190 235H192V233H189L188 232ZM211 235H212V233H210ZM217 234V233H216ZM20 235V236H19ZM44 235H47V234H45L44 233ZM61 235V234H60ZM91 235V234H90ZM128 235V234H127ZM190 235V236H191ZM220 234H218V236H219ZM222 235V234H221ZM254 235V234H253ZM40 236H42V239H39V237ZM55 236H56V234H55ZM64 236V235H63ZM70 236V235H69ZM92 236V235H91ZM120 236H122V235H120ZM150 236V235H149ZM214 236H215V234H214ZM255 236H256V238L258 237L257 236V234L255 233ZM46 237V236H45ZM100 237H101V234H100ZM113 237V236H112ZM115 237V236H114ZM145 237V236H144ZM185 237V236H184ZM187 237H188V235H187ZM193 237V236H192ZM212 237V236H211ZM59 238V237H58ZM61 238V237H60ZM66 238V237H65ZM117 238H119L118 236H116V238L115 239H117ZM131 238V237H130ZM194 238V237H193ZM47 239H48V237H47ZM69 239V238H68ZM89 239V238H88ZM120 239V238H119ZM67 240V239H66ZM95 240V239H94ZM98 240V238H96V241ZM113 240H114V238H113ZM187 240V239H186ZM209 240V239H208ZM210 240H211V238H210ZM219 240H221V243L223 244V243H227V242H229V240H231V236L230 235H226V236H220L219 237ZM53 241V240H52ZM62 241H63V239H62ZM69 241V240H68ZM67 241V242H68ZM189 241H191V240H189ZM51 242V241H50ZM69 242V243H70ZM102 242V241H101ZM196 242V241H195ZM194 242V243H195ZM260 242V241H259ZM61 243V242H60ZM60 243H58V244H60ZM66 243V242H65ZM95 243V242H94ZM94 243H93V245H94ZM120 243V242H119ZM123 243V242H122ZM121 243V245L123 246L122 247V249L120 250L121 251V254L118 252V255H120L121 256V264H141V263H138V261L136 260L135 261V259L134 258H132L130 255H129V253H122L123 252V248L125 247L126 248V245H125V243L124 244H122ZM6 244V245H5ZM70 244V245H71ZM197 244V243H196ZM259 244H261V243H259ZM263 245H264V243H262ZM53 245V244H52ZM130 245H132V244H130ZM135 245V244H134ZM133 245V246H134ZM198 245V244H197ZM228 245V244H227ZM111 246V245H110ZM115 246V245H114ZM132 246V247H133ZM224 247H225V245H223ZM30 247V246H29ZM34 247V246H33ZM55 247V246H54ZM59 247V246H58ZM61 247V246H60ZM67 247V246H66ZM91 247H93L92 245H91ZM94 247H96L95 245H94ZM131 247V246H130ZM212 247V246H211ZM219 247V246H218ZM220 247H222V246H220ZM228 247V246H227ZM261 248L259 249L260 250V252H259V255H263L264 256V246H260ZM11 248V247H10ZM63 248V247H62ZM62 248H60L61 250H59V252H61L62 251ZM223 248V247H222ZM222 248H220V249H222ZM28 249V248H27ZM27 249H25V250H27ZM30 249V248H29ZM64 249V248H63ZM128 249V248H127ZM126 249V250H127ZM136 249V248H135ZM194 249H197V248H194ZM219 249V248H218ZM230 249V248H229ZM17 250H19V248L17 249ZM22 251L20 252L19 251V253H17L18 255H19V259H23V260H27L26 259V256H27V254H25V252H27V251H25V250H23V248L21 249ZM99 250V249H98ZM111 250V249H110ZM118 250V249H117ZM130 250V249H129ZM11 251V250H10ZM16 251V250H15ZM15 251H14V253H15ZM29 251V250H28ZM31 251V250H30ZM29 251V252H30ZM33 251V250H32ZM36 251V252H37ZM56 251V250H55ZM200 251V250H199ZM229 251V250H228ZM227 251V252H228ZM249 251H251V249H249ZM29 252H27L28 253V255H29ZM57 252V251H56ZM112 252V251H111ZM134 252V251H133ZM192 253H193V255H194V252L193 251H191ZM10 253V252H9ZM37 253V254H38ZM62 253H64V251L62 252ZM104 253V252H103ZM251 253V252H250ZM35 254V253H34ZM187 254V253H186ZM10 255V254H9ZM14 255V254H13ZM32 255H33V253H32ZM64 255H66V254H64ZM80 255V256H79ZM94 255H96V254H94ZM197 255V254H196ZM238 255V254H237ZM248 255V254H247ZM254 255V254H253ZM11 256V255H10ZM29 256H31V255H29ZM59 256V255H58ZM97 256H100V253L97 255ZM108 256V255H107ZM144 255H142V257H143ZM192 256V255H191ZM239 256V255H238ZM28 257V256H27ZM31 257H33V256H31ZM65 257V256H64ZM80 257V258H79ZM197 257V256H196ZM235 257V256H234ZM251 257V256H250ZM30 258V257H29ZM158 258H159V256H158ZM236 258H238V257H236ZM33 259V258H32ZM60 259V258H59ZM76 259V258H75ZM97 259V258H96ZM247 259V258H246ZM30 260V259H29ZM41 260V259H40ZM101 260V259H100ZM159 260H161L160 258H159ZM243 260V259H242ZM61 261V260H60ZM99 261V260H98ZM112 261V260H111ZM148 261V260H147ZM190 261V260H189ZM238 261V260H237ZM2 261H0V264H4V262H2ZM12 261H10V263H11ZM13 262H15L14 260H13ZM27 262V261H26ZM108 262H110V261H108ZM187 262V261H186ZM204 262V261H203ZM203 262H202V264H203ZM6 263V262H5ZM62 263V262H61ZM74 263V262H73ZM84 263H85V261H84ZM95 263V262H94ZM101 263V262H100ZM111 263V262H110ZM120 263V262H119ZM143 263V262H142ZM148 263V262H147ZM172 263V262H171ZM170 263V264H171ZM195 263V262H194ZM9 264V263H8ZM25 264V263H24ZM63 264V263H62ZM96 264V263H95ZM98 264V263H97ZM104 264V263H103ZM116 264V263H115ZM191 264V263H190ZM230 264V263H229Z\"/></svg>",
    "mask_w": 264,
    "mask_h": 264
}]
</instances>
